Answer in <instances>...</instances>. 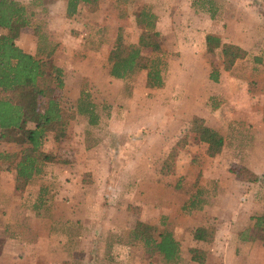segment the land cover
<instances>
[{"label": "rangeland", "instance_id": "374dc122", "mask_svg": "<svg viewBox=\"0 0 264 264\" xmlns=\"http://www.w3.org/2000/svg\"><path fill=\"white\" fill-rule=\"evenodd\" d=\"M23 1L45 37L37 44L54 47L48 60L63 80L57 103L73 114L66 136L45 134L39 149L49 160L23 190L0 164V264H169L132 237L136 220L170 231L180 264H264V244L240 238L253 233L250 217L264 213V0H99L95 12L79 7L70 18L62 0ZM140 8L156 16L165 61L158 88L144 86V70L108 74L117 33L137 41ZM30 30L21 44L35 53ZM206 34L238 45L230 70L218 50L206 52ZM212 67L217 81L208 78ZM80 89L95 123L76 112ZM194 115L223 136L217 156H206L189 131ZM242 167L257 180L238 179ZM192 198L201 209H182ZM196 226L212 227L213 240L194 241ZM189 247L205 251L203 263L190 260Z\"/></svg>", "mask_w": 264, "mask_h": 264}, {"label": "trees", "instance_id": "16d2710c", "mask_svg": "<svg viewBox=\"0 0 264 264\" xmlns=\"http://www.w3.org/2000/svg\"><path fill=\"white\" fill-rule=\"evenodd\" d=\"M99 0H65L64 16L72 17L79 7L88 13L98 9ZM30 13L24 5L16 0H0V28L5 33L0 35V140L13 143L12 151L0 150V164L13 169V189L23 190L33 178L42 172V163L49 160V155L39 147L46 133L55 139L66 136L67 119L72 118V112L66 113L58 103L54 90L61 89L63 80L60 67L48 59L53 54V48L45 49L38 41L44 40V34L33 26V34L37 38L35 53H28L14 43L19 32L31 25ZM155 14L140 8L134 14V21L140 32L136 43L123 42L117 33L112 47L107 54L108 74L117 79H124L136 71L144 70V86L158 88L163 84L162 71L165 61L159 52L156 40L158 33L154 30ZM40 42V43H41ZM205 50L212 53L218 50L221 56V69L228 71L239 56L237 44L222 41L217 35L204 36ZM47 47V45H46ZM142 49H149L150 54L144 55ZM48 60V62H47ZM208 78L217 81L218 70L212 67ZM46 99L44 107L39 100ZM76 112L85 114L90 123H95V114L88 92L79 90L76 99ZM33 123L32 128L26 127ZM189 131L203 143L206 156H217L223 146V136L216 129L204 124L199 116L190 119ZM161 168L163 173L168 165ZM237 178L247 182L257 180V175L242 167L237 172ZM44 187L39 188L37 200L41 201ZM201 201L188 200L181 208L188 211L191 208L201 209ZM251 232L240 233L241 240H258L264 244V213L250 217ZM134 239L142 242L144 249L156 252L165 263L180 264L182 256L177 240L168 230L156 232L153 225L136 220L131 229ZM214 230L210 226H196L191 236L194 241L210 242ZM189 258L203 263L205 251L198 247H189Z\"/></svg>", "mask_w": 264, "mask_h": 264}, {"label": "crops", "instance_id": "0c3cea01", "mask_svg": "<svg viewBox=\"0 0 264 264\" xmlns=\"http://www.w3.org/2000/svg\"><path fill=\"white\" fill-rule=\"evenodd\" d=\"M16 1H19V2H24L23 0H16ZM63 1V6L65 7V0H62ZM63 7V8H64ZM28 29H31L30 30V32H33V30H32V27L31 26H28V27H24L23 29H21V31L19 32V35H18V37L14 40V43L17 45V46H19L22 50H24L25 52H28V51H26V49H24V45L22 46V44H21V40L23 39V38H25V34H27L26 32L28 31ZM5 33V29H3V28H0V35L1 34H4ZM32 34V33H31ZM28 53H30V54H32L31 52H28ZM78 95H79V92H78V94H77V97H78ZM34 126V124L33 123H27L26 124V127H28V128H32ZM12 145H14L13 143H10V142H4V141H2V140H0V150L2 149V150H5V151H12V149H11V146ZM14 150V149H13ZM13 170V169H12ZM255 173V172H254ZM13 175H14V172H13ZM213 240V239H212Z\"/></svg>", "mask_w": 264, "mask_h": 264}]
</instances>
